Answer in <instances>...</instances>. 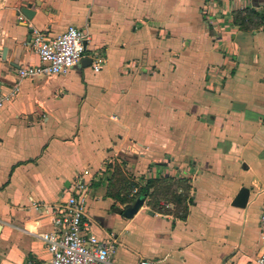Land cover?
<instances>
[{"label": "crops", "instance_id": "obj_1", "mask_svg": "<svg viewBox=\"0 0 264 264\" xmlns=\"http://www.w3.org/2000/svg\"><path fill=\"white\" fill-rule=\"evenodd\" d=\"M249 7L264 13V0H0V92L20 83L0 109V264L50 258L41 237L53 219L35 204L54 206L82 178L85 234L115 236L113 264H255L264 252V27L233 23ZM70 26L87 34L81 64L20 81L19 68L40 63L34 31ZM119 159L137 182L189 179L188 218L153 212L147 200L128 218L132 205L107 195V168ZM244 187L248 204L236 207Z\"/></svg>", "mask_w": 264, "mask_h": 264}, {"label": "built area", "instance_id": "obj_2", "mask_svg": "<svg viewBox=\"0 0 264 264\" xmlns=\"http://www.w3.org/2000/svg\"><path fill=\"white\" fill-rule=\"evenodd\" d=\"M24 17L21 16L20 20ZM87 34L84 30L70 26L65 32L57 36H50L44 31H34L30 44L39 56L38 65L21 67L17 70L18 79H34L39 76H56L69 73L81 64L87 51L85 45ZM94 70L102 69L101 61L96 58ZM18 84L8 93L0 92V109L20 90ZM89 200L88 183L80 179L75 183L71 194L50 208L40 204L35 207L40 212L50 213L54 229L42 235L50 258L28 264H113L112 257L116 253L118 241L114 235L108 240H100L88 230L86 221L87 205ZM261 226L264 234V206L261 212ZM141 264H154L144 260ZM255 264H264V252L261 253Z\"/></svg>", "mask_w": 264, "mask_h": 264}, {"label": "trees", "instance_id": "obj_3", "mask_svg": "<svg viewBox=\"0 0 264 264\" xmlns=\"http://www.w3.org/2000/svg\"><path fill=\"white\" fill-rule=\"evenodd\" d=\"M233 23L244 32H256L264 27V13L253 7L239 9L233 12ZM107 169L111 173L107 195L117 203L133 205L139 198H144L153 212L172 215L182 221L188 218L190 206L194 203L189 179H146L141 176L137 182L135 175L128 169V163L122 159L110 164ZM136 188L137 192L133 193ZM114 209L124 214V210L117 205Z\"/></svg>", "mask_w": 264, "mask_h": 264}, {"label": "water", "instance_id": "obj_4", "mask_svg": "<svg viewBox=\"0 0 264 264\" xmlns=\"http://www.w3.org/2000/svg\"><path fill=\"white\" fill-rule=\"evenodd\" d=\"M31 9L32 6L27 5V7L23 8L22 10L25 16L28 17L29 19H32L35 14V12L32 11ZM85 45L87 46V42H85ZM249 196H250V189L247 187L242 188L238 196L234 200L233 205L236 207L245 208L248 204ZM144 203H145V199L139 198L134 205L128 206L125 215L128 218H132L140 211V209L144 206ZM0 230H1V225H0Z\"/></svg>", "mask_w": 264, "mask_h": 264}]
</instances>
